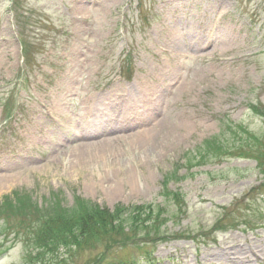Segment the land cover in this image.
Returning a JSON list of instances; mask_svg holds the SVG:
<instances>
[{
    "label": "rangeland",
    "instance_id": "rangeland-1",
    "mask_svg": "<svg viewBox=\"0 0 264 264\" xmlns=\"http://www.w3.org/2000/svg\"><path fill=\"white\" fill-rule=\"evenodd\" d=\"M0 183V264H264V0H0Z\"/></svg>",
    "mask_w": 264,
    "mask_h": 264
},
{
    "label": "bare ground",
    "instance_id": "bare-ground-1",
    "mask_svg": "<svg viewBox=\"0 0 264 264\" xmlns=\"http://www.w3.org/2000/svg\"><path fill=\"white\" fill-rule=\"evenodd\" d=\"M141 86L140 87H144L145 88V91H146V94L148 95H151L149 96V99L151 100V104H152V100H153V103H156L157 102V98H158V95H161L160 94V90L158 89V84H156L155 87H153V84L154 82L152 81L150 84L146 83V82H143V83H140ZM155 95L157 97H155ZM155 128L153 129H148V130H144L142 132H138L136 134H132V135H126V136H123V135H117V136H114V137H111V138H108V139H102L100 142H96V141H89L88 143H84L81 142L79 144V148L76 149L73 153H71V155H73V157L77 160L78 163H86L90 156L87 154H89V151H90V155L94 157V155H92V151L91 149H94L95 148H99V147H102V146H110L111 144H122V143H128V142H132L131 140H135L137 142V144H142V142H146L144 141L145 137H153L154 136V130ZM137 136H141L140 137V140L137 138ZM113 148L114 145H111ZM86 159V160H85ZM110 165V164H109ZM113 168L112 165H110V169ZM81 169H84L86 170L85 167H82ZM136 171V168H130V167H127L126 169H124L123 167L120 168V171H112V172H109L107 174V177L105 178L107 181H112L113 180V183L114 181L117 179V177L120 175V176H124L126 177L125 179H127L128 181H132V183L136 184V180H137V176H135V173ZM105 177V176H104ZM104 178L101 179V181L103 180ZM128 183V182H127ZM127 183L125 181H120V182H117L115 183L116 186L118 184L120 185H127ZM131 183V184H132ZM2 184L0 183V186ZM4 198H6V195L4 196ZM254 253L255 252H251L250 251V254H249V257L251 256H254ZM257 254V253H256ZM225 261H236V257L235 256H230V255H224L222 256ZM248 258V257H246Z\"/></svg>",
    "mask_w": 264,
    "mask_h": 264
},
{
    "label": "trees",
    "instance_id": "trees-1",
    "mask_svg": "<svg viewBox=\"0 0 264 264\" xmlns=\"http://www.w3.org/2000/svg\"><path fill=\"white\" fill-rule=\"evenodd\" d=\"M94 209H92V210H94V211H98V210H100V206H98V205H96V206H94L93 207ZM103 209V208H102ZM108 210V211H107ZM106 210V212H108V213H110L111 211L109 210V209H107ZM116 210H118V208H115L113 211H115L116 212ZM106 212H104V213H106ZM99 212H97V216L99 215V214H104L103 212L102 213H99ZM112 215V214H111ZM83 219V216H82V218H81V220ZM96 221H97V225H108V223H106V221H108V219L107 220H98V219H96ZM43 225V224H42ZM111 226V225H110ZM84 228V227H83ZM103 228H105V226H103ZM109 228H112V227H109ZM85 229H88V228H85ZM105 230V229H104ZM100 230H98V232H99ZM75 240V237H73L72 239L71 238H69V241L70 242H72L73 243V241Z\"/></svg>",
    "mask_w": 264,
    "mask_h": 264
}]
</instances>
